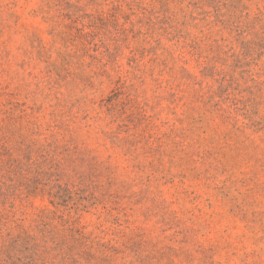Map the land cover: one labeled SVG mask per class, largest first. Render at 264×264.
I'll list each match as a JSON object with an SVG mask.
<instances>
[{"label": "rangeland", "instance_id": "1", "mask_svg": "<svg viewBox=\"0 0 264 264\" xmlns=\"http://www.w3.org/2000/svg\"><path fill=\"white\" fill-rule=\"evenodd\" d=\"M0 264H264V0H0Z\"/></svg>", "mask_w": 264, "mask_h": 264}]
</instances>
